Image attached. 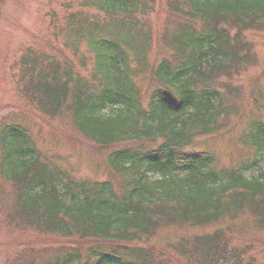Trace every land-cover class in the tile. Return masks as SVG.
<instances>
[{
    "label": "trees",
    "instance_id": "trees-1",
    "mask_svg": "<svg viewBox=\"0 0 264 264\" xmlns=\"http://www.w3.org/2000/svg\"><path fill=\"white\" fill-rule=\"evenodd\" d=\"M59 21L65 49L29 50L14 78L37 116L71 123L79 137L62 138L87 152L92 176L76 180L20 121L2 123L12 192L0 193V225L18 234L2 264H264V121L244 128L241 159L207 145L233 136L244 97L262 105L264 71L249 95L242 79L257 65L249 35L264 34V0H80ZM245 220L262 237L235 246ZM177 228L188 229L151 245Z\"/></svg>",
    "mask_w": 264,
    "mask_h": 264
},
{
    "label": "rangeland",
    "instance_id": "rangeland-1",
    "mask_svg": "<svg viewBox=\"0 0 264 264\" xmlns=\"http://www.w3.org/2000/svg\"><path fill=\"white\" fill-rule=\"evenodd\" d=\"M79 2L80 0H0V125L13 120L20 121L31 131L30 135L38 143L41 152L49 158L52 157L51 159L53 160L55 156H58L61 159L59 167L63 171L68 172L70 176L75 177L76 180L90 179V176H92L86 156L87 152L85 150L82 152L74 150L68 139L62 137L66 134L77 137L78 134L71 123L64 118L65 116L58 118L56 121L49 120V122L37 116L36 113L38 112L35 108L24 100L19 93L14 76L16 75L15 68L19 60L29 50L53 54L57 52L55 47L63 48L60 39L57 40V44L53 38V34L57 36L54 30L56 27L54 14L57 13L60 19L59 22L64 24L63 20L67 10L70 7L73 8ZM165 19V12L161 11L158 12V17H152L154 31L163 29L162 26ZM249 38L254 44L257 65L242 79V84L248 95L250 94L254 78L260 76L264 71V34L252 33ZM73 58L79 64L78 58ZM75 61L73 63L76 66L78 64ZM260 90L264 94V78L261 81ZM246 99L247 97H244L241 105V110L244 111V114L236 115L233 118L236 123L231 129L233 136L231 137L230 134L217 135L215 137L212 136L207 141V145L218 154L219 160L225 163L233 162L238 157L241 159L247 150L241 139L249 120L256 116L264 121V99H260L262 105L252 104L250 106L247 105ZM109 111L112 112V109L106 110L105 113ZM56 132H59L60 136L55 138L54 133ZM63 133L64 135L62 136ZM92 163L102 164L101 158L92 159ZM100 178L98 175L97 179ZM0 185H2V190H0L2 198L4 194L12 192L11 186L3 181L1 177ZM1 207L2 202L0 203V209ZM244 224H251V229H245ZM2 228L0 229V264L3 263L6 255L8 256L12 252L14 244L17 243L16 239H18L16 232L11 230L8 232L4 227ZM253 228L252 223L248 220H245L244 223H238L234 230L241 231H238L237 234L236 232L234 233L236 236L234 245H240L245 234L247 239L261 238L260 234L252 230ZM187 229L164 230L157 236L156 243L151 242V245L158 250L166 248L165 246L168 243L176 241L178 236ZM20 239L23 238L21 237ZM262 253L264 254V250Z\"/></svg>",
    "mask_w": 264,
    "mask_h": 264
}]
</instances>
